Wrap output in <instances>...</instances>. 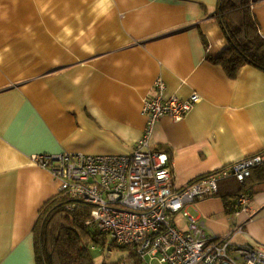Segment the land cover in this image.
I'll return each instance as SVG.
<instances>
[{"label":"crops","instance_id":"obj_1","mask_svg":"<svg viewBox=\"0 0 264 264\" xmlns=\"http://www.w3.org/2000/svg\"><path fill=\"white\" fill-rule=\"evenodd\" d=\"M218 2L0 0V264H36L34 226L60 193L33 155H132L159 79L164 99L200 98L153 131L177 190L264 150V72L211 60L228 47ZM252 10L264 37V0ZM219 193L189 209L208 236L264 247V190L235 214Z\"/></svg>","mask_w":264,"mask_h":264},{"label":"built area","instance_id":"obj_2","mask_svg":"<svg viewBox=\"0 0 264 264\" xmlns=\"http://www.w3.org/2000/svg\"><path fill=\"white\" fill-rule=\"evenodd\" d=\"M154 88L157 95L145 108L148 128L132 155L37 154L33 162L59 180L61 192L92 205L91 221L98 230L132 249L143 264H264V247L210 237L189 212L198 202L216 197L222 182L244 183L263 168L264 150L177 190L172 159L151 151V139L160 118L181 121L200 98L164 99L167 87L161 79ZM237 203L246 211L250 198L243 194ZM178 216L186 228L178 226Z\"/></svg>","mask_w":264,"mask_h":264},{"label":"trees","instance_id":"obj_3","mask_svg":"<svg viewBox=\"0 0 264 264\" xmlns=\"http://www.w3.org/2000/svg\"><path fill=\"white\" fill-rule=\"evenodd\" d=\"M255 1L218 2L216 18L228 47L211 60L222 65L230 77H235L244 66L264 72V37L252 10ZM221 185L227 187L219 193L225 210L227 214H235L239 210L238 197L244 194L252 199L264 190V167L254 171L244 183L229 180ZM92 210V205L67 192H60L47 201L33 229L36 264H96L91 247L95 244L105 246L108 235L100 232L91 221ZM131 256L138 261L135 264H143L134 253Z\"/></svg>","mask_w":264,"mask_h":264},{"label":"rangeland","instance_id":"obj_4","mask_svg":"<svg viewBox=\"0 0 264 264\" xmlns=\"http://www.w3.org/2000/svg\"><path fill=\"white\" fill-rule=\"evenodd\" d=\"M177 223L180 228H185L186 223L182 222L179 216L177 217ZM91 249V254L96 264H131L133 261H137L135 257L131 256L132 249L121 248L113 242L110 236H108L105 246L95 244Z\"/></svg>","mask_w":264,"mask_h":264}]
</instances>
